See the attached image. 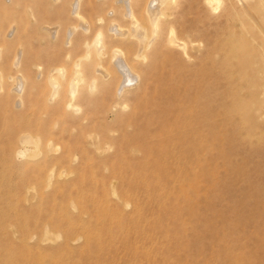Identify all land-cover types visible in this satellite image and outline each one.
<instances>
[{
	"label": "rangeland",
	"instance_id": "374dc122",
	"mask_svg": "<svg viewBox=\"0 0 264 264\" xmlns=\"http://www.w3.org/2000/svg\"><path fill=\"white\" fill-rule=\"evenodd\" d=\"M231 1L235 9L230 22L221 14L218 19L220 43L230 39L236 56L246 48L250 55L243 60L232 55L228 69L219 65L213 76L199 72L184 76L181 102L197 105L194 114L206 121L196 130L195 141L175 139L173 132L179 126L171 122L170 134L165 133L172 139L165 142L167 135L157 132L163 120L153 118L148 124L143 114L132 118L131 106L141 96L150 97L143 86L136 88L135 80L125 83L122 94L128 109L117 106L110 112L122 99L102 86L94 95L96 102L77 113L91 114L88 125L93 136L100 128L114 131L111 147L103 154L106 170L65 169L58 177L64 182L49 189L37 169L25 167V188L33 192L25 193V238L46 226L80 238L67 252L51 250L56 244L25 241V264H264V110L257 109L264 99L258 88L264 84V74L257 71L264 63V0ZM27 24L17 32L18 40L9 31L13 51L24 43L25 49L47 56L34 60L45 68L49 53L61 43L45 35L46 24ZM212 78L214 93L196 86ZM117 80H112L114 88ZM15 89L22 90V85ZM37 108L30 105L25 117L37 113ZM212 109H216L213 120L208 118ZM128 121L131 127L126 128ZM212 126L217 130L215 139L209 135ZM79 131L73 128L72 135ZM84 155L95 165L99 161L96 154L84 153L77 155L78 162ZM181 163L189 166L177 168ZM71 202L77 208L62 211Z\"/></svg>",
	"mask_w": 264,
	"mask_h": 264
},
{
	"label": "bare ground",
	"instance_id": "6f19581e",
	"mask_svg": "<svg viewBox=\"0 0 264 264\" xmlns=\"http://www.w3.org/2000/svg\"><path fill=\"white\" fill-rule=\"evenodd\" d=\"M234 9L231 0H0V264H25V241L37 246L56 244L51 250L67 252L80 240L48 226L25 238V193H33L25 188V167L37 169L49 189L64 182L58 177L65 169L108 168L102 159L115 138L114 131L100 128L93 136L88 125L91 114L77 116L82 107L96 102L94 95L100 87L122 99L109 111L117 106L123 111L130 107L122 96L125 83L137 80L136 88L143 86L150 97L141 96L131 106L132 118L143 114L148 124L153 118L163 120L157 131L163 135L171 122L178 124L174 138L182 143L191 138L195 141L196 130L206 121L194 114L197 105L187 107L181 102L184 76L195 72L213 76L219 65L228 69L232 55L239 60L250 55L246 48L236 56L230 39L220 43V14L230 22ZM187 16L192 17L185 20ZM27 22L46 24L45 35L53 43H61L49 53L45 68L34 60L47 56L25 49L24 43H18L13 51L12 40L19 39L17 32L25 30ZM10 30L12 38L8 37ZM231 33L229 30V37ZM257 71L264 74V63ZM113 76L118 78L115 88ZM18 83L22 90L17 92ZM196 86L214 93L216 83L212 78ZM258 88L264 97V84ZM30 105L38 107L37 113L25 117ZM257 109L264 110V99ZM208 118H216V109L209 111ZM70 123L80 129L77 135H72ZM169 134L165 142L172 139ZM209 135L217 137L214 126ZM125 149L136 153L135 148ZM84 153L96 154L99 161L95 165L84 155L78 162L77 155ZM177 166L185 169L189 165ZM112 192L115 194L114 188ZM121 202L128 205L126 200ZM77 206L71 202L62 211Z\"/></svg>",
	"mask_w": 264,
	"mask_h": 264
}]
</instances>
